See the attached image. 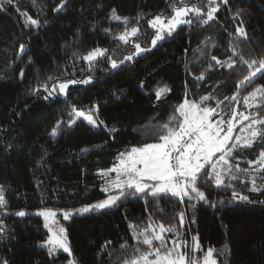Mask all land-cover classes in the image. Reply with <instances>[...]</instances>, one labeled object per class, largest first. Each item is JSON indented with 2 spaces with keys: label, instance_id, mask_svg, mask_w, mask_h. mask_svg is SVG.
I'll use <instances>...</instances> for the list:
<instances>
[{
  "label": "trees",
  "instance_id": "trees-1",
  "mask_svg": "<svg viewBox=\"0 0 264 264\" xmlns=\"http://www.w3.org/2000/svg\"><path fill=\"white\" fill-rule=\"evenodd\" d=\"M60 3L36 0L38 6H34L32 0H13L0 10V185L7 201L6 207L0 208L5 228L0 234V259L9 264H68L75 257L78 264H123L137 255L133 246L148 250L132 239L133 232L163 223L195 234L200 253L215 248L218 264H264V188L252 191L250 182L254 177L258 186L264 184V171L253 172L252 165L246 163L264 151V138L231 157L241 169H250L248 173L236 172L237 179L232 180L226 177L221 187L203 180L199 183L206 201L184 197L181 202L170 194H129L114 207L68 220L60 218L72 256L60 249L50 256L47 247L38 246L47 239L48 231L37 212L75 210L106 199L102 170L110 169L119 153L157 142L159 126L185 99L199 102L211 94L214 98L202 105L216 107L218 100L234 93L243 102L258 84L264 85L262 73L237 89L238 81L249 74L240 56L249 62L264 56V0H216L219 9L213 20L203 24L189 15L186 19L191 18V24L179 25L155 46L151 45L155 30L148 20L156 14L170 17L172 0H66L63 11H53ZM184 3L201 7V18L206 19L208 0ZM177 6H182L179 0ZM113 8L118 16L129 18L127 25L110 18ZM27 16L37 19L38 26L26 27ZM134 26L141 34L130 37L131 43L115 38ZM241 26L246 37L236 33ZM136 43L149 50L111 68L108 57L124 60ZM97 47L108 52L89 64L82 57ZM232 48L238 55L233 56ZM212 56L225 65L232 57L236 64L221 67ZM210 63L214 67L206 72V78L195 80ZM258 67L257 63L252 70ZM88 77L89 83L69 85L65 93L44 99L48 92L41 85L51 90L54 83ZM165 86L169 91L157 100L155 90ZM32 88L38 94H33ZM229 104L225 101L217 110L227 115ZM93 105V114L102 125L93 128L80 117L68 126L74 107L87 114ZM243 107L252 116L264 117V107L246 108L244 102ZM58 120L61 127L53 136L50 132ZM234 192L248 200H233ZM112 194L116 192L112 190ZM221 200L224 203H219ZM211 202H216L215 206ZM21 210L25 216L15 214ZM180 212L185 214L183 227L179 225ZM106 241L112 243L102 249ZM125 241L128 247L121 249Z\"/></svg>",
  "mask_w": 264,
  "mask_h": 264
},
{
  "label": "snow or ice",
  "instance_id": "snow-or-ice-1",
  "mask_svg": "<svg viewBox=\"0 0 264 264\" xmlns=\"http://www.w3.org/2000/svg\"><path fill=\"white\" fill-rule=\"evenodd\" d=\"M223 3H227L228 0H222ZM13 3V0H0V10H3L5 4ZM34 6L36 0H32ZM180 5L177 6V0H172L170 7L173 14L170 17H165L163 14H156L153 19L148 20L150 28L155 30V35L152 37L151 45L155 46L158 41L165 38V35H172L179 25L191 24L193 20L189 17L196 18L200 23L207 24L209 21L215 18V14L218 12L219 5L216 0H208V10L206 13V19L201 18L202 9L196 4L189 6L184 3V0H179ZM215 5V6H212ZM66 7V0H61V3L56 6L53 11L60 12ZM239 15V13H237ZM141 14H138L137 20H139ZM110 18L115 20H123L125 25L129 22L128 17H120L117 15L116 9L113 8L110 13ZM39 21L32 16H27L25 20V26L28 25L38 26ZM107 31V30H106ZM236 33L241 37H246L247 33L243 27H238ZM141 34L139 27H132L131 29L125 28V31L119 33L115 38L125 43H131L130 37H136ZM24 45L20 46V50H24ZM147 48H142L139 43L135 44V49L128 56L124 57V60L117 61L111 56L108 57L111 68H117L125 61H130L134 56L148 51ZM108 52L107 49H101L99 47L90 50L82 58L91 64L98 57L105 56ZM233 56L238 55L235 48H232ZM73 56L79 59L76 53ZM212 61H215V65L221 67L232 68L236 64V60L229 57L230 63H225L218 60L215 56L211 57ZM240 62L247 64L249 68V74L243 78L242 81H238L237 89L246 86L251 83L258 74L264 73V56L258 61L256 59L248 60L240 56ZM31 63V58L29 59ZM259 64L258 68L252 70L256 64ZM214 65L209 64L208 69L201 72L194 79L202 81L206 78V72L213 69ZM191 74V73H189ZM24 75V70L21 69V78ZM49 80H53V77H49ZM91 77L84 80L69 79L62 82L54 83L51 90L47 85H41L48 95L44 99H48L57 92L63 94L68 89L69 85L73 84H86L89 83ZM140 87H143L141 82ZM33 94H38L36 88L30 89ZM169 91L167 86L158 88L155 90L156 99L160 100L161 97ZM214 97L209 95L202 96L199 102H193L185 99L180 105L175 108V113L169 117L168 121L159 126V136L157 142L144 143L139 147H132L130 151L121 152L118 154L117 163L108 170H102L101 175L105 177V186L102 187V191L108 193L106 199L100 200L95 204H89L84 207L75 210H60L63 213V218L68 220L74 213H86L89 211H98L110 207H114L118 202L126 197L132 195L134 197L141 195H150L152 197H159L160 194H170L171 196L180 198L183 202V198L187 197L189 201L200 200L206 201L205 191L201 190L198 186L203 180L206 183L214 184L216 187H221L226 183V177L229 180L237 179L236 172L248 173L250 169H241L238 164L233 165L230 162V158L234 152L242 147H251L254 142L259 138H264V117L245 115L244 113H238L235 108L232 109V115L227 121L225 119H215L217 108H221L225 101H237V95L234 93L231 97H225L224 101L218 100L216 107H201L202 103H206ZM251 101H257L256 104L250 103ZM244 105L248 108L257 106L264 107V85L258 84L251 92L243 97ZM96 106L93 105L92 109L86 114L83 110H77L73 108L74 117L68 121V126L71 127L76 118L83 117L85 121L93 128L99 127L104 122L99 121L98 117H95L93 112ZM178 113V116L176 115ZM241 121H250L248 124H243L239 128L240 133H247L244 136H233L234 130L237 124H241ZM61 127V121H57L51 129L50 134L55 136ZM111 132H115V129H111ZM83 151H87L84 149ZM249 165L258 164L260 169H264V151H261L257 160L248 161ZM253 172L257 169H251ZM115 172L116 176L113 179H108V174ZM153 182V183H149ZM252 184V191H260L264 188V184L257 185L256 179L250 177ZM112 190H116V194H112ZM240 199L247 201V196H238L233 193V200ZM215 206L216 202H211ZM219 203H224L223 200ZM7 201L4 195L3 186L0 185V208H5ZM17 216H25L24 211H18L15 213ZM37 215L45 218V227L49 229V236L46 240L39 243V247L48 248V253L52 256L58 249H62L64 253L72 256L71 249L68 245V238L66 230L63 227H59L56 232H53L50 227L49 218H54L56 212L52 209H42L37 212ZM179 216V225L182 227L184 224V212L177 214ZM132 228V225H129ZM158 229V230H157ZM5 232L3 227V221H0V234ZM165 233H175L177 239L172 240V246L169 247L165 238ZM180 233L176 224H170L165 226L163 223L149 224L147 228L142 229L139 232H133L132 239L139 240L143 245L148 246L147 251H141L137 246L134 255L131 259H125L123 264H218L214 253L217 251L213 247H209L204 254L203 258H196L189 256L190 252H196L200 250L201 245L198 237H193L194 246L189 248L187 242L178 239ZM142 237V240H141ZM158 242V244H154ZM111 241H106L105 245H102V249L111 244ZM128 247L127 241L120 245L121 249ZM226 248V246H225ZM0 264H9L7 259H0ZM68 264H78L75 257H72L68 261Z\"/></svg>",
  "mask_w": 264,
  "mask_h": 264
},
{
  "label": "rangeland",
  "instance_id": "rangeland-1",
  "mask_svg": "<svg viewBox=\"0 0 264 264\" xmlns=\"http://www.w3.org/2000/svg\"><path fill=\"white\" fill-rule=\"evenodd\" d=\"M189 15H192L191 13L189 14ZM186 19V18H185ZM193 102H196V101H193ZM244 102V101H243ZM243 102H242V99L240 100L238 97H237V101H231V100H229V105H228V109H229V111L226 113L227 115H225V114H222V111L221 110H217V113H219V115H216L214 118L215 119H220V118H223V119H225V121H227V119H229L230 117H231V115H232V109L233 108H235L236 110H237V112L238 113H244L245 115H250V116H252L249 112H248V110L247 109H245L244 107H243ZM201 107H209V106H207V105H202L201 104ZM247 108V107H246ZM87 122V121H86ZM248 123H250V121H241V124H237L236 125V129L234 130V133H233V136H235V135H241V136H244V135H246L247 133H240L239 132V128L241 127V125H243V124H248ZM240 149V148H239ZM239 149H237L236 151H239ZM127 151H130V149H128ZM126 152V151H125ZM259 155H255L254 156V158H249L248 160H247V162L246 163H248V161H255V160H257V157H258ZM239 158V157H238ZM239 159H242L241 157L239 158ZM239 161H243V160H239ZM230 162L233 164V165H236V164H238L239 166H241L239 163H236V162H234L231 158H230ZM116 163H117V161H116ZM249 164V163H248ZM113 167V166H112ZM111 167V168H112ZM252 169H257V171H264V169H260L259 168V165L258 164H254V165H252ZM115 176H116V173L115 172H110L109 174H108V179H113V178H115ZM149 183H153V182H149ZM115 192H116V190H114ZM52 210H54L55 212H56V216H55V218H54V221H53V219L52 218H49V221H47L48 223H49V225H50V227L52 228V230H53V232H56L57 230H58V228L59 227H62V224H61V219L60 218H63V213H62V211H60V210H55V209H52ZM77 214H81V213H74L73 215H77ZM72 215V216H73ZM42 218H43V220H44V225H45V223H46V221H45V218L43 217V216H41ZM184 223H185V218H184ZM184 226V225H183ZM182 226V227H183ZM46 229H47V231H48V236H49V229L46 227ZM178 231H179V233H180V236L178 237V239H180L181 241H185V242H187V245L189 246V248H191V247H193L194 246V241H193V237H197L195 234H192V233H188V234H186L185 233V229H183V228H178ZM165 235V238H166V241H167V243H168V246L169 247H171L172 246V240L173 239H177V237H176V235H175V233H165L164 234ZM48 238V237H47ZM69 245V244H68ZM201 249V248H200ZM60 250H62V249H60ZM63 251V250H62ZM207 251V250H206ZM206 251H203L202 253H200V250H198V251H196V252H190L189 253V256H190V258L191 257H196V258H200V259H202L203 258V256H204V254L206 253Z\"/></svg>",
  "mask_w": 264,
  "mask_h": 264
}]
</instances>
